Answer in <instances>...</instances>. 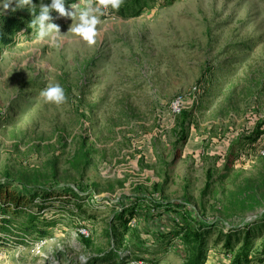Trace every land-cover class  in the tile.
<instances>
[{
  "label": "rangeland",
  "instance_id": "374dc122",
  "mask_svg": "<svg viewBox=\"0 0 264 264\" xmlns=\"http://www.w3.org/2000/svg\"><path fill=\"white\" fill-rule=\"evenodd\" d=\"M32 2L0 11V29L8 17L24 27L0 45V182L71 187L87 200L72 220L68 206H49L43 217L57 212L61 223L48 239L0 247V264L86 263L116 247L113 218L141 200L184 205L224 231L250 227L257 249L264 238V0H124L101 16L92 46L68 31L75 20L55 10L51 22L63 35L38 40L32 12L51 0ZM56 83L67 102L44 103L41 91ZM180 94L186 104L174 115ZM150 215L142 207L129 223L139 231L127 234L132 251L162 247L159 264H185L177 239L166 253L165 239H154L177 216ZM216 236L207 239L206 264H227Z\"/></svg>",
  "mask_w": 264,
  "mask_h": 264
},
{
  "label": "trees",
  "instance_id": "16d2710c",
  "mask_svg": "<svg viewBox=\"0 0 264 264\" xmlns=\"http://www.w3.org/2000/svg\"><path fill=\"white\" fill-rule=\"evenodd\" d=\"M73 1L75 0H66L67 3ZM145 1L152 0H128L133 5ZM139 10L141 9L139 8ZM2 23L0 45H10L13 43L11 38L24 29L23 23L13 17L5 18ZM184 114L186 115V112ZM258 135L260 136L261 133L257 132L249 139V142L256 140ZM85 200H87L86 195L79 194L71 187L20 189L12 183V180L6 179L5 182H0V247H11L12 244L18 245L19 242L29 245L32 242L37 243L48 239L52 227L61 223L57 219V212H54L51 218L45 219L43 217L49 206L54 207L55 204L58 206L57 208L68 206L70 209L68 217L72 220L81 216L80 207L85 204ZM140 204H142L141 207H139ZM142 207L148 213L151 212V218H160L165 213H172L177 216L178 222L171 229L154 235V239L156 242L165 239L163 241L166 242L167 249L162 253L172 251L174 246L171 242L177 239L184 247L182 249L185 251V258L183 259L185 264L207 263L210 252L207 239L212 234L214 237L217 234L214 241L215 245L222 240L223 245H221L219 254L225 257L227 264H253L255 262L264 264V238L256 249L253 239L258 234H253L250 227L239 226L224 231L222 227L219 229L218 224L214 222L194 218V215L184 205L173 202L149 203L144 200L136 201L132 205H124L119 214L113 218L116 226L119 227H111L112 238L116 241V247L100 256L88 259L83 264H127L130 262L159 264L162 247L156 253L140 252L137 249L132 251L128 243L127 234L129 235L132 231L137 236L139 233L137 230H135L136 232L133 231L129 223L142 212ZM87 218L88 220L92 219L93 214H89ZM255 231L259 232L257 229Z\"/></svg>",
  "mask_w": 264,
  "mask_h": 264
},
{
  "label": "clouds",
  "instance_id": "9594fccd",
  "mask_svg": "<svg viewBox=\"0 0 264 264\" xmlns=\"http://www.w3.org/2000/svg\"><path fill=\"white\" fill-rule=\"evenodd\" d=\"M13 3L15 6L12 7ZM34 5L32 0H0V11H6L11 7V10L15 12L18 8H23L20 5ZM66 0H51L49 4H41L38 15L36 12H32L34 19L32 25L37 29V39L44 40L50 38L55 40L57 36L63 35L59 29V26L51 22L50 12L55 10L60 17H69L72 23L69 30L81 41L87 45L92 46L96 44L97 37L100 35L98 25L102 23L101 16L105 15L109 10L118 11L124 0H87L83 6L78 4H71L70 9L65 7ZM74 10V11H73ZM44 103H50L54 105H62L67 102V96L64 88L59 84H52L43 89L40 93Z\"/></svg>",
  "mask_w": 264,
  "mask_h": 264
},
{
  "label": "built area",
  "instance_id": "2783aa9c",
  "mask_svg": "<svg viewBox=\"0 0 264 264\" xmlns=\"http://www.w3.org/2000/svg\"><path fill=\"white\" fill-rule=\"evenodd\" d=\"M195 90V89H194ZM186 104V97L185 95H178L176 98H174L170 105V111L174 115L181 113V111L184 108V105ZM264 153V151H263ZM82 235L86 236L87 232L85 230H82ZM129 264H138L137 262H130Z\"/></svg>",
  "mask_w": 264,
  "mask_h": 264
}]
</instances>
